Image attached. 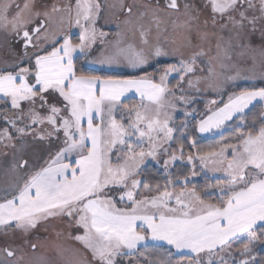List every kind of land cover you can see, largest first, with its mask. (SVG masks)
Segmentation results:
<instances>
[{
  "label": "snow or ice",
  "instance_id": "obj_1",
  "mask_svg": "<svg viewBox=\"0 0 264 264\" xmlns=\"http://www.w3.org/2000/svg\"><path fill=\"white\" fill-rule=\"evenodd\" d=\"M103 7L100 0L50 6L0 0V30L19 46L15 61L0 69V101L14 110L2 117L8 127L0 129V147L12 150V169L23 173L0 202V264H50L44 257L26 258L25 246L34 256L37 244L25 238L14 246L9 236L27 237L42 222L65 216L79 233L71 239L82 248L65 249L64 264H120L124 249L146 240L142 233L195 253L189 264H205L201 254L208 257L206 264H264L253 255L257 242L264 244V114L258 127L253 123L239 132L234 143L199 156L205 166L211 161L213 171L225 173L212 186L219 191L217 203L187 184L179 192L165 186L141 196V186L145 193L153 190L137 179L145 158L155 159L162 143L173 138L170 110L192 102L184 95L187 89L219 91L241 78L264 80V71H254L257 60L264 69V43L257 49L246 42L257 31L264 40V0L258 8L254 0H120L118 27L123 37H138L139 46L121 38L110 54L89 61L97 40L107 35L96 26ZM73 25L79 29L76 43ZM236 48L251 59V75L244 76L233 63ZM168 56L176 62L167 64L158 80L147 72L121 78L77 67L84 57L93 64L143 71L153 59ZM173 73L177 84L170 89ZM128 93L139 97L131 108L123 104ZM253 102L264 104V87L233 92L222 107L208 108L199 131L234 118L243 123ZM28 137L49 145L55 139L57 150L36 166L26 158ZM236 242L243 246L233 250Z\"/></svg>",
  "mask_w": 264,
  "mask_h": 264
},
{
  "label": "rangeland",
  "instance_id": "obj_2",
  "mask_svg": "<svg viewBox=\"0 0 264 264\" xmlns=\"http://www.w3.org/2000/svg\"><path fill=\"white\" fill-rule=\"evenodd\" d=\"M68 0H37V3H43L47 5H51L52 3H57L60 5H63L67 3ZM126 3H130L131 0H125ZM254 2L257 4V8L259 7V0H254ZM22 3V0H21ZM100 3L102 5H105V7L102 8L100 18L97 21V30L98 32L102 31L106 33L107 35L101 39L97 40L95 47V51L93 52L92 56L88 58L89 61H91L93 58L101 56V54L108 55L113 50L114 44L118 39L123 38L125 43H133L137 46H139V38L133 37L130 33L123 37V27L120 25V21L122 19V16L119 12V3L120 0H100ZM110 5H115L116 7H109ZM258 14V13H257ZM71 37L73 39V42H78V34L79 29L73 25V27L70 30ZM121 33V36H118L117 34ZM103 41V42H101ZM246 42H249L252 47L259 48L262 43H264V40H262L260 33L257 31L255 34L251 35ZM169 48L171 45H167ZM241 49L236 48L232 55H233V63H236L239 68H241L243 71L244 76H249L252 74L250 70H252L253 65L250 58L247 57H241L239 55ZM19 52V46L15 45L12 41L11 35L8 33L3 32L0 30V69L7 68L9 65H11L15 59L16 55ZM159 61V62H157ZM176 57L175 56H168V57H160L153 59L150 61V64L145 66V69H149L151 67H156L157 64L161 63L163 64V67L160 69V72L163 70V68L169 64V63H175ZM79 68L82 69L85 72L89 73H95L96 75H115L119 77H126L131 76L133 74H136L140 72V69H131L129 67H125L123 65L121 66H108V65H101L99 63L93 64L90 62H85L84 57L80 58V61L77 63ZM254 71L257 73V75L264 71V69L261 68V65L259 63V60H257L256 66ZM176 74L173 73L169 77V88L175 89V86L177 84V79L175 78ZM156 78H159V74L156 75ZM257 86V87H264V80L257 79H238L236 81H230L223 85V88L219 91L213 90L212 88H209L207 86H202V90L195 91L192 89H187L184 93V95L188 96L189 99L194 102L196 100H202L205 102V112L210 107H216V106H223V103L227 102L228 95L232 94L233 92L238 93L239 91H234L237 89H245L250 88L251 86ZM171 86V87H170ZM180 95V92L177 91V96ZM215 101L216 103L213 104L212 102ZM50 102H55L54 100H51ZM191 102V103H192ZM185 103H177V106L175 109L170 110L171 120H175L177 117L185 116V108L190 105ZM254 104L257 102H253ZM128 108H131L135 105H124ZM252 106V105H250ZM249 106V107H250ZM247 110V109H246ZM245 110V111H246ZM13 111L10 107V102L0 101V129H3L4 127H8V125L5 123V121L2 119L3 116L8 115L12 116ZM264 114V110H263ZM120 113H117V117H120ZM127 119V116L125 114V120ZM231 121V120H230ZM230 121H226L220 128H214L209 132L201 133L198 129V132L201 136L206 137H217L220 136L219 139H216V143L218 142V146H216L214 149L218 150L219 147L227 142V143H234V137L238 135L241 131H247L249 127L255 123L256 126H259L260 119L256 122H253L246 126L244 130L235 129L232 130L231 127H226V124ZM39 127V126H35ZM227 129V130H226ZM11 130V129H10ZM226 130V131H225ZM225 131V132H224ZM27 143L29 145L27 149L26 158L29 159L30 163H33L36 166H39L43 164L44 160L47 159L49 152L55 153L58 147V142L53 139L51 145H49L47 142H39V141H33L31 137L27 138ZM166 141L162 143V148L158 150V154L155 159L152 157H146L144 160V163L140 166L141 168L145 167V162H156V163H163L164 161H169V163L178 162L180 165H185L186 167L176 166L178 169L177 175L180 174L183 177L178 178L177 182L179 181V184L182 186L186 183H190L191 181L197 182L203 181L202 185V193L201 196L205 198L207 202L210 203H217V197H214L213 199L209 196V193L215 194L216 196L219 195L218 189L212 187L213 185H216L218 182H222L225 179V173L222 171H213L212 169L216 167L211 161L208 162L207 166L201 163L199 160V154H196L194 152L188 153L186 152L184 156L181 154V149L179 151L172 152L171 154H175L177 159L175 161H172L170 159V155H168V149H166ZM144 148L148 149V141L145 138V143L143 145ZM147 149H145L147 151ZM166 150V151H165ZM8 152L7 156H4L0 154V202H2L3 194L7 191L14 190L13 186L18 182V179L23 173L17 169H12V150L4 149L0 147V153L2 152ZM212 151V150H211ZM230 151V150H229ZM196 157L192 161L188 160L189 156ZM229 158H231L229 156ZM113 162L115 163V157H113ZM192 171L193 179L190 177L187 178V175L189 172ZM195 173V174H193ZM142 172H140V175L137 177V179L140 180ZM208 179V181L204 182L205 179ZM204 179V180H203ZM198 183L192 184L194 186H191L190 188H195ZM149 186V185H148ZM150 187V186H149ZM153 191L149 193H145L143 186H141L138 191L141 193V196L143 195H154L155 190L150 187ZM169 191H175L179 192L177 190H169ZM10 198V197H9ZM122 206V205H118ZM70 220L68 217H57V218H50L48 221L42 222L38 227L34 230H32L27 237H23L22 234L17 232L14 236L10 234L9 239L15 241V245H19L22 239H27L31 243L37 244V249L35 250V254L33 256V250L25 246V252H26V258H37V257H44L46 258L50 264H64V261L66 259L65 255H62L63 251L65 249H81L82 246L71 239V236L79 234L75 228V226H70ZM259 231V229L257 230ZM143 235H146V240L140 242L137 247L133 250L124 249L123 252L127 253L126 255H122L118 257L117 259L120 261V264H138L135 263V261H141L145 260V257L150 251V248H164L168 251H171L173 255H185L189 257H194L196 254L191 253L189 250H177L173 246L168 245L165 241H158L153 240L151 238L150 233H142ZM4 244V238L2 234H0V246ZM242 243L236 242L233 245V250H235L238 247H242ZM260 250H264V244L257 242L256 247L254 249V253ZM172 254H169V256H172ZM223 255V254H221ZM201 258L205 261L208 259V257L204 254H201ZM192 258H185L182 263L179 264H189V261ZM213 259H218V257H213ZM228 259H239L238 256L236 257H228ZM134 261L132 263L131 261Z\"/></svg>",
  "mask_w": 264,
  "mask_h": 264
},
{
  "label": "trees",
  "instance_id": "obj_3",
  "mask_svg": "<svg viewBox=\"0 0 264 264\" xmlns=\"http://www.w3.org/2000/svg\"><path fill=\"white\" fill-rule=\"evenodd\" d=\"M77 67L79 68L78 64ZM162 67L163 64L159 63L157 64L156 67H151L149 69L140 71L133 76H144L145 72H147L148 74L157 75L160 74V69ZM240 90L242 89H237L234 91H240ZM131 102L133 101L128 99L123 101V104L130 106L136 103V100L134 101V103ZM250 109H251L250 111L248 109L246 110L247 115L243 123H241L238 119L234 118L233 120H231L226 124V127L227 128L231 127L232 130L235 129L244 130L246 126L260 119L261 115L263 114L264 104L257 102L254 104V106H250ZM185 110H186L185 116H180L177 117L175 120L170 121V126L173 127V133H172L173 138L171 140L166 141L167 143L166 149H168L167 152L168 155H170L172 152L179 151V149H181V146H182V156H184L186 152L188 153L194 152L196 154L201 155L204 152H209L211 150H214V148L219 145L218 142L216 143V139H219L220 136L211 137V138L206 136H201L197 129V124L199 123V120L205 114V102L202 100H196L192 102L190 105H188L185 108ZM237 125H240V127H237ZM193 143L195 146H193ZM145 163H146L145 167L141 168L140 170V172H142L140 180L143 182V184L149 185L154 190L157 187H159L161 191L164 190L165 186H167L168 190H177V191L184 188L185 184L182 186V184L181 185L179 184V181L177 182V179L182 178L183 176L180 174L177 175L176 169H178L177 168L178 166L188 168L187 166L180 165V163L178 162H174V163L170 162L166 166L162 162L161 163L145 162ZM191 172L192 171L189 172L187 178L190 177L191 179H193L194 177ZM199 180H197V182L191 181L190 183H186L187 187L190 188L191 186H194L192 184L198 183L195 189L199 193H202L203 181H199ZM169 181H171V183H169ZM206 181H208L207 178L204 180V182ZM215 193H219V192H215ZM209 196L212 199L214 197H217L215 194ZM169 254H172L171 251H168L164 248L152 247L150 248L149 253L145 257V260L135 261V263L145 264V261H147L148 264H161V262H163V264H179L180 262L182 263V261L185 258H193L185 255L172 254V256H169ZM253 255L257 260L264 259V250L257 251L253 253ZM131 262L134 263L133 260Z\"/></svg>",
  "mask_w": 264,
  "mask_h": 264
},
{
  "label": "crops",
  "instance_id": "obj_4",
  "mask_svg": "<svg viewBox=\"0 0 264 264\" xmlns=\"http://www.w3.org/2000/svg\"><path fill=\"white\" fill-rule=\"evenodd\" d=\"M137 74V73H136ZM136 74H133V75H136ZM133 75H131V76H133ZM127 77V76H126ZM136 77H142V76H136ZM122 78V77H121ZM124 78V77H123ZM128 99H130V100H132L133 102H131V103H134V101L136 100V103H134L135 105L137 104V102H138V100H139V97L135 94V93H128V94H126V97L125 98H123V101H125V100H128ZM133 104V105H134Z\"/></svg>",
  "mask_w": 264,
  "mask_h": 264
}]
</instances>
